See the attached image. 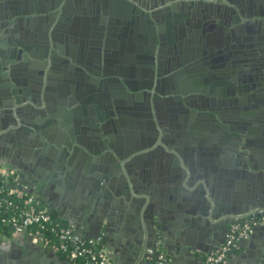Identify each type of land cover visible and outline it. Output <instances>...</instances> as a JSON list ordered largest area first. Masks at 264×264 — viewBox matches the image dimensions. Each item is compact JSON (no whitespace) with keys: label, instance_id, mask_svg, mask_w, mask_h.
I'll return each instance as SVG.
<instances>
[{"label":"crops","instance_id":"crops-1","mask_svg":"<svg viewBox=\"0 0 264 264\" xmlns=\"http://www.w3.org/2000/svg\"><path fill=\"white\" fill-rule=\"evenodd\" d=\"M47 1L20 0L26 16L24 19L19 17L13 19L14 30L9 36L12 45L3 44L0 48V53H5L7 49H15L22 50L26 55L25 58L20 53V59L15 60L16 65L22 66L15 76L20 81L18 87L21 93H18V96L21 102L5 106L0 100V111L3 112H0V163L13 169L20 179V185L12 184V188L26 189L35 196L40 206L73 226L76 233L84 238L99 240L100 248L108 256L111 264H147L146 255L156 249L166 253L168 264H204V256L223 243L236 217L246 218L245 214L252 210L264 211L262 140L260 138L250 140L252 161L258 173L248 178L231 157L227 156V151L223 147L217 150L215 156L204 157L198 154L200 150L197 146L183 138L176 130L170 129L169 124L172 122L170 119H165L164 125L168 135L162 137L160 143L163 148L157 151L155 147L158 140L150 139L147 122L139 121L132 115L133 111L130 109L117 123H109L107 136L93 134L89 130L84 135L83 129L77 127L78 123H75V118L68 110L72 98H84L85 90L79 92L81 89L78 90L77 86L75 88L71 84L73 69L66 68L80 65L79 61L85 57L84 50L87 49L83 44L84 36L90 28L88 24L99 25V19L96 21L95 18L96 13H99L97 10H101L102 3H105L110 11L118 14L119 19L128 22L133 21L136 7H146V11L173 8L182 20L188 13L197 27L207 29L215 46H221L223 39V30L220 27L223 21L221 5L228 4V7H234L235 3H238L244 7L245 16L232 19L231 24L244 25V22L260 19L258 15L260 10L257 6L250 5L251 0H101V2L69 0V8L65 9V12L58 11L64 20L69 21H64L61 26L52 23V26L46 27L45 24L50 21L47 19V12L41 11L47 9ZM227 10L228 8L225 11ZM246 26L253 33L258 29L256 22L254 25ZM44 41L49 42L51 50H56V46L63 50V56L56 57V61L66 70L56 71L55 74H50L49 70H46L44 81L40 83L36 79L35 71L31 69L37 67V64L45 63L43 59L35 57L38 44ZM134 43L127 42L122 55L111 56L106 63V74L115 77L116 73H121L130 82L141 83L148 79L147 63L143 64V60L137 56ZM119 49L120 45L114 42L112 53ZM192 50L193 55L200 54L196 45ZM163 55L160 62L164 70L168 69L169 64H176L171 50H166ZM211 55L214 56L213 61L219 60L217 53L215 55L212 52ZM5 56L6 59L9 58L8 54ZM94 60H97V57ZM51 61L50 56L46 58L47 63ZM191 79L192 77L186 73L178 74L176 76L178 85L172 90L178 91V94L191 93L194 89ZM38 83L40 88L36 86ZM3 86L4 84L0 83L1 90ZM158 89L165 93L167 90L162 87ZM125 97L128 99L127 95ZM125 97L123 98L126 100ZM31 98L43 103V107L49 108L53 115L51 121L45 116L46 112L41 111V106L33 103ZM95 103L94 101L88 110L96 109ZM163 112L169 117V112L166 110ZM110 118L112 117L109 116ZM113 118L116 119V116ZM25 122L29 127L33 124L38 129L35 134L45 130L53 141L50 146H53L54 142L66 144L71 130L79 134L85 152L84 155L80 154L77 157L80 159L71 167L67 181L66 174L60 176L64 177L61 181L57 177L53 178L52 172L44 165H48L47 156L31 148V141L26 137L14 132L17 124ZM94 123L91 122V125ZM183 169L187 171L185 181L194 180L190 186L183 184L179 178V172ZM96 173L99 177L95 187L97 189H94L91 182L93 174ZM200 184L208 191L199 193ZM209 190L212 193H209ZM256 206L258 208H255ZM145 208H151L158 214L162 223V230H158L160 237L157 242L152 236L147 241L145 239L128 241L129 233L134 232L133 223L137 214ZM186 215H190L188 222H184ZM109 218L111 221H108ZM262 224L253 226L250 235L239 241L229 254L227 264H264ZM98 233L100 236L94 238L93 235ZM178 234L184 236L185 250L177 246ZM12 238L13 230L0 232L2 264L10 261L6 254L8 251L15 247L21 249L25 245L33 248L35 246L33 239L37 237L30 233L29 242H23L21 239L17 240L16 245ZM37 244L38 247L35 249H40V256L31 258L34 263L70 264L41 238ZM188 250L190 251L187 252ZM184 251L187 254L185 256ZM58 258H61L62 262H59Z\"/></svg>","mask_w":264,"mask_h":264},{"label":"water","instance_id":"water-1","mask_svg":"<svg viewBox=\"0 0 264 264\" xmlns=\"http://www.w3.org/2000/svg\"><path fill=\"white\" fill-rule=\"evenodd\" d=\"M19 1L0 0V48L3 44L12 45L9 36L14 30L13 19L15 17L24 19L26 16V11L22 10L23 5ZM68 2L69 0L47 1V9L44 8L47 11L43 9L41 11L47 12V19L50 21L45 26H52V23L61 26L64 21H69L64 20V17L62 18L58 13V11L65 12V9L69 8ZM249 3L252 7H258L260 19L257 18L256 21L252 19L244 22V25L231 24L232 19L245 16L244 7L238 3H235L234 7H228V4L221 5V10L223 9L221 11L223 21L220 26L223 30L221 46H215L207 29L197 27L188 13L182 20L173 8L146 11V7L142 6L143 8L134 9L133 21L128 22L119 19L118 14L110 11L111 9L102 3L101 10H97L99 13H96L97 18H95L96 21L99 19V25L88 24L90 28L84 36L86 58L83 57L79 61L80 65L66 68L73 69L71 84L75 88L77 86L78 90L81 89L79 92L85 90L84 98H72L69 103L68 112L75 118V123L79 125L77 127L83 129L84 135L89 130L93 134L107 136L109 123H117L123 115L129 113L130 109L133 111L132 115L139 121L147 122L150 139L158 140V145L155 147L157 151L163 148L160 143L162 137L168 135L164 125L165 119H170L172 121L169 124L170 129L176 130L183 138L197 146L200 150V153L196 151L198 154L204 157L215 156L217 150L223 147L227 151V156L231 157L246 177L256 176L258 170L252 161L250 140L260 138L264 147V0H251ZM227 8L228 10L225 11ZM42 19L46 20V18ZM255 22L258 29L253 33L246 25H254ZM48 41L40 42L38 52L35 54V57L39 60L43 59L45 63L37 64V67L31 69L35 71L36 79L40 83L44 81L46 70H49L50 74L61 72L62 69L66 70L56 61V57L63 56V50L57 46L56 50L49 49ZM114 42L120 45L116 53L111 51ZM127 42L136 43L134 50L137 56L143 60V64L147 63L149 76L141 83L127 81L121 73H116L115 77L106 74V63L112 55H122ZM194 45L199 50V55L195 56L191 53ZM166 50H171L176 64H169L168 69L164 70L160 60L162 61ZM212 52L218 54L217 62L213 61ZM20 53L22 50L15 49H7L5 53H0V83L4 84L3 90L0 88V100L5 106L21 102L18 96V93H21L18 87L20 81L15 77L22 68L15 64V60L20 59ZM5 54L9 55L8 59ZM21 56L26 58L24 53ZM49 56L51 63L46 62ZM95 57L97 60H94ZM181 73L192 77L191 84L194 89L191 93L178 94V91L172 90L178 85L176 76ZM36 86L40 88L39 83ZM159 87L166 88V93L159 90ZM30 100L41 106V111L46 112L45 116L49 121L53 119L47 106L43 107V103L35 99ZM94 101L97 103L94 106L96 109L88 110ZM163 110L169 112L170 118ZM109 116L112 118L109 119ZM114 116L116 119L113 118ZM91 122H95L94 125H91ZM30 125L29 127L27 122L17 124L13 130L19 136L31 141V148L47 156L48 165H44L52 172L53 178L57 177L61 181L64 177L60 176L66 174L65 181H67L71 167L80 159L77 157L80 154L84 155L85 152L79 134L71 130L66 144L54 142V145L50 146L53 141L47 132L44 130L40 134H35L38 129L33 124ZM179 174L183 184L188 186L193 184V179L185 181L187 171L183 169ZM98 177L99 174H93L91 185L94 189H97L95 187ZM36 181L38 182L37 179ZM199 186V193L208 191L201 184ZM210 192L212 193L211 190ZM189 217L190 215H186L184 222H188ZM108 221L111 219L109 218ZM133 226L134 232L129 233L127 237V240L132 242L144 241V239L147 241L151 236L157 242L160 237L158 230H162L161 220L151 208L140 211ZM261 226H264V223ZM11 230H13L12 242L15 245L17 240L21 239L23 242H29L28 231L18 232L14 228ZM99 234L93 237L98 238ZM182 236L177 235L179 239L177 246L185 250L186 245ZM33 240L35 243L33 248L25 245L17 249L13 245L15 248L6 253L10 259L7 264H41L31 260L33 256H40V249H35L38 247L39 239ZM183 255H187L185 251ZM58 259L62 262L61 258Z\"/></svg>","mask_w":264,"mask_h":264},{"label":"built area","instance_id":"built-area-1","mask_svg":"<svg viewBox=\"0 0 264 264\" xmlns=\"http://www.w3.org/2000/svg\"><path fill=\"white\" fill-rule=\"evenodd\" d=\"M0 174L4 177V181H11L9 191L11 195L23 197L29 194L24 200L25 208L9 218H3L4 223L12 225V228L18 232L28 231L38 239L41 238L54 252H67L70 258L81 259L83 264H111L108 256L99 247L101 244L99 240L84 238L76 233L74 227L69 224L53 223L50 213L36 205L37 201L34 195L28 193L24 188H12V184L20 185L19 176L13 169L0 163ZM5 205H11L10 200L0 196V207ZM245 217H236L232 221L225 240L214 251L204 256V264H227L229 254L239 241L250 235L253 226L264 223L263 210H252L245 214ZM33 226L36 227L34 233L29 231V228ZM45 231L56 233L57 239L45 238L43 234ZM145 258L147 264H168L167 255L161 249L151 251Z\"/></svg>","mask_w":264,"mask_h":264},{"label":"trees","instance_id":"trees-1","mask_svg":"<svg viewBox=\"0 0 264 264\" xmlns=\"http://www.w3.org/2000/svg\"><path fill=\"white\" fill-rule=\"evenodd\" d=\"M11 188V181L6 182L4 181V177L0 174V189H2V192H0V196L2 198H7L10 200L11 205H5L0 207V232H8L10 229H12V225H9L7 223H4L2 220L3 218H9L13 214H17L19 211L23 210L24 207V200L26 197L29 196L25 195L23 197H16L15 195H11L9 193ZM36 205L40 208V206L37 202ZM43 208V207H42ZM53 223H61V224H67L65 221L58 219L54 216V214L50 213ZM36 230V227H30L29 231L34 233ZM45 238L51 239V240H56L57 236L56 233L50 232V231H45L43 232ZM100 247V246H99ZM60 256L70 262V264H83V261L81 259H72L70 256L67 254V252H58Z\"/></svg>","mask_w":264,"mask_h":264},{"label":"flooded vegetation","instance_id":"flooded-vegetation-1","mask_svg":"<svg viewBox=\"0 0 264 264\" xmlns=\"http://www.w3.org/2000/svg\"><path fill=\"white\" fill-rule=\"evenodd\" d=\"M181 34H182V32H181ZM183 40V39H182Z\"/></svg>","mask_w":264,"mask_h":264}]
</instances>
